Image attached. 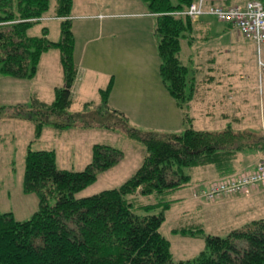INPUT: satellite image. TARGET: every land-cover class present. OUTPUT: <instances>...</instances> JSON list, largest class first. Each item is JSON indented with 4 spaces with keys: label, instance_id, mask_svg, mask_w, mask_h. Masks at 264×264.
<instances>
[{
    "label": "rangeland",
    "instance_id": "374dc122",
    "mask_svg": "<svg viewBox=\"0 0 264 264\" xmlns=\"http://www.w3.org/2000/svg\"><path fill=\"white\" fill-rule=\"evenodd\" d=\"M230 1L241 4L245 0ZM57 4L58 0H49L43 17L28 29L29 35L42 36L46 29L51 41L62 39L64 18L58 16ZM70 13L75 40L73 59L78 70L74 92L72 90L73 104L68 110L72 118L50 113L45 117L41 114L20 116L12 110L2 114L1 212H11L17 220L24 221L40 209L38 194L25 190L29 147L54 150L58 167L72 171L87 167L93 160L96 144L121 150L123 155L117 163L100 171L92 184L76 192V197L81 198L118 188L139 170L147 147L144 139L132 132L136 131L142 137L181 134L190 125L186 121L188 114L198 130L220 131L232 126L235 130H243L244 138L246 135L252 138L264 135V75H260L258 67V46L237 29L206 15L202 18L209 22L194 26L199 29L195 43L189 44L194 36L190 31L186 33L188 36L181 38L180 59L183 63L193 66L190 61L193 59L199 64L201 54L215 57L214 75L221 79L220 83L210 85L214 90L209 93L208 86L201 87V75H194L192 70L193 84L188 83L187 93H191V87L196 83L197 95L201 90L203 93L189 111L179 108L162 80L156 17L149 14L144 0H72ZM217 34H220L218 38ZM205 37L208 38L202 40ZM206 48L210 49L209 53L205 52ZM81 57H86L84 64ZM203 72L212 75L210 70ZM158 80L165 89L156 87ZM63 84L62 51L53 47L41 55L34 77L15 78L0 74V106L30 105L33 96L52 104L57 89ZM104 102L107 107L100 106ZM209 102H215V106H211V113L207 115L204 107ZM27 108L30 110V106ZM256 164V151H246L240 154L236 167L238 173H245ZM186 172L192 178L179 189L162 195L138 194L142 205L158 204L149 212L138 210L140 214L165 211L166 219L160 231L171 242L175 261L197 258L206 248L207 234L225 237L234 228L264 218V190L250 195L226 196L216 202L207 201L201 190L222 179L217 168L206 165L188 168ZM194 191L200 194L198 199L193 197ZM168 202L171 206L164 209ZM199 226L203 228V236H184L175 231L196 230ZM7 243L3 247L9 251Z\"/></svg>",
    "mask_w": 264,
    "mask_h": 264
},
{
    "label": "trees",
    "instance_id": "16d2710c",
    "mask_svg": "<svg viewBox=\"0 0 264 264\" xmlns=\"http://www.w3.org/2000/svg\"><path fill=\"white\" fill-rule=\"evenodd\" d=\"M144 1L148 12L156 17L162 80L185 109L195 86L191 85L188 94L186 87L189 82L193 84V77L192 70L180 59L181 38L191 32L194 20L176 12L186 11L197 0ZM232 4L235 3L230 0L225 2V6ZM57 6L58 16L64 18L62 39L53 42L46 29L42 36L28 34V29L47 11L49 0H0V74L34 77L41 55L53 47L61 49L64 67V84L57 89L55 102L48 104L33 96L30 105L0 106V117L12 110L20 116L45 117L50 113L72 118L68 110L73 104L72 90L78 72L73 59L72 0H58ZM186 121L190 125L181 134L142 137L132 132L144 139L147 147L139 170L118 188L81 198L76 197V192L92 184L100 171L117 163L123 155L121 150L96 144L87 167L72 171L58 167L54 150L29 147L25 190L38 194L40 209L24 221L17 220L11 212L0 211V264H264V218L233 229L225 237L207 234L206 248L197 258L175 261L171 242L160 231L165 211L138 212H149L158 205H142L138 194L162 195L187 185L192 178L186 172L188 168L214 165L225 179L242 174L236 167L241 153L264 154V135L244 138L243 130L232 126L221 131L198 130L188 115ZM170 206V202L165 203L164 209ZM175 231L192 237L204 234L201 226ZM4 241H8L9 251L4 249Z\"/></svg>",
    "mask_w": 264,
    "mask_h": 264
},
{
    "label": "built area",
    "instance_id": "2783aa9c",
    "mask_svg": "<svg viewBox=\"0 0 264 264\" xmlns=\"http://www.w3.org/2000/svg\"><path fill=\"white\" fill-rule=\"evenodd\" d=\"M176 14L188 15L192 19L212 15L220 21L233 24L246 38L257 44L258 67L260 75H264V0H246L244 4L230 6L197 0L186 11ZM261 189L264 190V159L251 171L213 182L208 189L202 190V196L207 201H215L224 196L250 195ZM199 196L198 192L195 193L196 198Z\"/></svg>",
    "mask_w": 264,
    "mask_h": 264
},
{
    "label": "crops",
    "instance_id": "0c3cea01",
    "mask_svg": "<svg viewBox=\"0 0 264 264\" xmlns=\"http://www.w3.org/2000/svg\"><path fill=\"white\" fill-rule=\"evenodd\" d=\"M227 0H211V1H209L208 2V4H211V3H225ZM245 2V1H244ZM241 4H243V3H241ZM148 14V13H147ZM150 14V13H149ZM152 15V14H151ZM154 16V15H153ZM204 16H206V15H204ZM204 16H201V17H199L198 19H193L194 21H193V28H192V30H191V33H193L194 34V36H191V38H190V40H189V44H192V43H195V41L197 40V37L195 36V34H197V33H199V29L198 30H196L195 28H194V26L197 24V23H203V24H206L207 22H209L208 21V19H205V18H202V17H204ZM208 16V15H207ZM155 17V16H154ZM216 18V17H215ZM217 19V18H216ZM198 24V25H199ZM201 32H203V30H200ZM220 36V34H217V38ZM206 38H208V37H205V38H203L202 40H204V39H206ZM201 39V38H200ZM199 39V40H200ZM219 40V39H218ZM211 47L212 48H214V44L212 43V45H211ZM181 49H182V45H181ZM181 52V51H180ZM206 53H209L210 52V49L209 48H206V51H205ZM213 52V51H212ZM202 55V59L201 60H199L198 62H199V64H197V61L195 60V61H193V59H190V61L191 62H193L192 64H193V66H191V65H188V67L191 69V70H193V72H194V75H201V78L199 79V81H200V83L202 84L201 85V87L202 86H208V92L210 93V92H212L214 89H212L211 88V86L210 85H213V84H215V82L216 83H220L221 82V79L220 78H216V76L214 75V69L216 68L215 67V62H216V58L215 57H210V56H207V57H205V54H201ZM85 58L86 57H81V61L83 62V64H84V62H85ZM181 61H182V59H181ZM183 62V61H182ZM204 69H207V70H210V72L212 73V75L211 74H205L204 72H203V70ZM161 80H158L157 82V84H156V87H159V88H164V84L162 83V81L160 82ZM140 85L141 86H143V83L142 82H140ZM74 89H75V86H74V88H73V92H74ZM165 89V88H164ZM165 92H166V90H165ZM197 92H198V84L196 83V85H195V89H194V94H193V97H192V99H191V101H190V103H189V106H187L186 108L190 111L191 110V108H192V106L194 105V101L196 100V98H198V96L199 95H201L202 93H203V90H201V91H199V93H198V95H197ZM207 92V93H208ZM167 93V92H166ZM197 95V96H196ZM143 97V99L145 100V96H142ZM170 97H172V95H170ZM200 100H204V99H200ZM42 101V100H41ZM45 102V101H44ZM178 104V103H177ZM179 106V105H178ZM211 106L213 107V106H215V102H209L208 104H206L205 105V110L207 111V115L208 114H210L211 113ZM117 108H119L120 110H122L123 111V109L124 108H120V107H117ZM179 108L180 109H183V108H181L180 106H179ZM185 108V109H186ZM188 115V114H187ZM189 116V115H188ZM225 116V115H224ZM190 118V121L192 122V118L191 117H189ZM221 131V130H220ZM257 153V164L263 159V157H264V154L263 153H261V152H259V151H257L256 152ZM257 164H256V166H257ZM255 166V167H256ZM254 167V168H255ZM254 168H251V169H248L249 171H251V170H253ZM238 170V169H237ZM192 176V175H191ZM259 191H262V190H256V191H254L253 193H257V192H259ZM196 191H194V193H195ZM193 193V194H194ZM194 197V196H193ZM224 197H226V196H224ZM228 197H230V196H228ZM231 197H235V196H231ZM195 198V197H194ZM196 199V198H195ZM198 199V198H197ZM218 200V199H217ZM217 200H215L214 202H216ZM249 222H251V221H249ZM249 222H247V223H249ZM246 223V224H247ZM245 224V225H246ZM235 229V228H234Z\"/></svg>",
    "mask_w": 264,
    "mask_h": 264
},
{
    "label": "bare ground",
    "instance_id": "6f19581e",
    "mask_svg": "<svg viewBox=\"0 0 264 264\" xmlns=\"http://www.w3.org/2000/svg\"><path fill=\"white\" fill-rule=\"evenodd\" d=\"M231 197V196H230ZM222 198V197H221Z\"/></svg>",
    "mask_w": 264,
    "mask_h": 264
}]
</instances>
